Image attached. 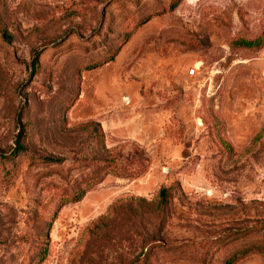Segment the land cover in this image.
Returning a JSON list of instances; mask_svg holds the SVG:
<instances>
[{
  "label": "rangeland",
  "instance_id": "obj_1",
  "mask_svg": "<svg viewBox=\"0 0 264 264\" xmlns=\"http://www.w3.org/2000/svg\"><path fill=\"white\" fill-rule=\"evenodd\" d=\"M229 260L264 264V0H0V264Z\"/></svg>",
  "mask_w": 264,
  "mask_h": 264
},
{
  "label": "trees",
  "instance_id": "obj_2",
  "mask_svg": "<svg viewBox=\"0 0 264 264\" xmlns=\"http://www.w3.org/2000/svg\"><path fill=\"white\" fill-rule=\"evenodd\" d=\"M177 3L178 2L175 1L174 3L171 4V7H175L177 5ZM261 41H262V38H261V36H259V37H256L254 39H249V40H244V39H242V40H236L234 42V44L235 45H242V46H245V47H251V46H257V45H259ZM19 149H21V147ZM19 149H17V150H19ZM47 161L53 162L54 160H47ZM161 193H164V192L161 191ZM83 194H84L83 191L78 190L75 194H73L72 196H70V198H67L64 202H62V204L66 203V202L76 201L79 198H81ZM231 259H233V261H234L235 258L233 257ZM230 261L231 260H229L227 263L230 264L232 262V261L231 262Z\"/></svg>",
  "mask_w": 264,
  "mask_h": 264
},
{
  "label": "built area",
  "instance_id": "obj_3",
  "mask_svg": "<svg viewBox=\"0 0 264 264\" xmlns=\"http://www.w3.org/2000/svg\"><path fill=\"white\" fill-rule=\"evenodd\" d=\"M195 69H196L195 67H192V68L190 69L191 73L194 72Z\"/></svg>",
  "mask_w": 264,
  "mask_h": 264
}]
</instances>
